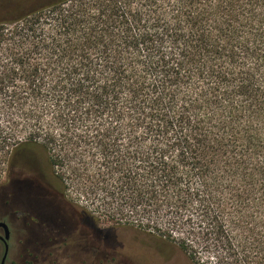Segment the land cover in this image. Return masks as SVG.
<instances>
[{"label":"trees","instance_id":"obj_1","mask_svg":"<svg viewBox=\"0 0 264 264\" xmlns=\"http://www.w3.org/2000/svg\"><path fill=\"white\" fill-rule=\"evenodd\" d=\"M0 100L82 216L264 264V0H0Z\"/></svg>","mask_w":264,"mask_h":264},{"label":"flooded vegetation","instance_id":"obj_2","mask_svg":"<svg viewBox=\"0 0 264 264\" xmlns=\"http://www.w3.org/2000/svg\"><path fill=\"white\" fill-rule=\"evenodd\" d=\"M5 147L0 223L7 226L8 239L0 227V264H6L9 251V264H128L121 251H97L99 240L113 246L115 237L100 233L90 218L72 211L29 137Z\"/></svg>","mask_w":264,"mask_h":264},{"label":"rangeland","instance_id":"obj_3","mask_svg":"<svg viewBox=\"0 0 264 264\" xmlns=\"http://www.w3.org/2000/svg\"><path fill=\"white\" fill-rule=\"evenodd\" d=\"M1 101V100H0ZM17 110L5 109L0 102V158L6 150L5 146H11L14 142L22 138H27L31 132L28 121L25 120ZM55 171L60 173L59 168ZM53 184L63 190L65 197L70 204L72 211L77 214L80 208L77 205L85 206L87 210L94 211V208L87 204L85 200L78 197L74 189L66 183L61 184L58 179L52 181ZM66 188H64V186ZM95 220H92L99 229H111L107 236L115 237V245L107 246L103 241L99 240L97 251H121L125 255L128 264H189L186 257L172 244L149 235L143 231L127 226L124 220H108L101 216L98 218L95 214ZM100 236L102 239L104 237ZM103 240V239H102ZM14 244V243H13ZM14 248V245H13ZM13 251H9L6 264H9Z\"/></svg>","mask_w":264,"mask_h":264},{"label":"water","instance_id":"obj_4","mask_svg":"<svg viewBox=\"0 0 264 264\" xmlns=\"http://www.w3.org/2000/svg\"><path fill=\"white\" fill-rule=\"evenodd\" d=\"M0 227H3L4 232H5V234H6L5 239H8V228H7V226H6L4 223H0ZM5 257H6V254H5L4 258H5Z\"/></svg>","mask_w":264,"mask_h":264}]
</instances>
